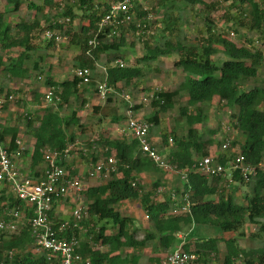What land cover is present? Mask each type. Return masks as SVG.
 <instances>
[{
  "label": "trees",
  "instance_id": "16d2710c",
  "mask_svg": "<svg viewBox=\"0 0 264 264\" xmlns=\"http://www.w3.org/2000/svg\"><path fill=\"white\" fill-rule=\"evenodd\" d=\"M118 1V0H116ZM157 8H163L165 14L154 19L158 31L143 39L147 54L135 66L120 67L112 65L115 59L108 58L107 82L112 88L105 99V104H93L91 111L99 118L95 124L101 130V123L110 120L121 123L127 119V111L139 108L136 103L131 104V94L125 98L129 102L124 113L120 112L117 98L123 91V85L139 84L145 77V69L141 63H150L158 58L170 60L178 74L171 87L159 88L153 92L151 104L153 112L147 116L152 127L159 124L161 114L178 107L180 116L188 124L186 134H175V144L178 149L167 156L168 163L175 171L182 173L186 180L184 191L177 189L171 196H163L159 191L160 181L153 184V189L145 191L142 184V175L145 172L157 171L160 167L147 155L143 154L138 140L132 135L121 134L118 138L107 136V132L100 131L97 140L82 143L80 155L83 158L98 162L96 152L89 149L94 143L115 150L117 160L116 171L104 182L89 186L82 193L84 206L89 218L81 221V227L65 232V236L72 237L83 232L87 238L81 241L79 252L82 255L81 264H161L165 253L179 246L193 243L194 249L200 255L202 264H208L212 254L219 251L220 239L199 237L194 242H185L181 234H193L194 230L202 227L219 229L223 234H235L223 238L227 246L224 264H264V83L262 86L247 85L253 79L257 82L260 68L264 63V52L256 46L253 40L239 45L228 36L216 31L215 20L206 18V33L198 43L188 40L182 31V20L177 10L171 7L176 2L180 7H195L202 5L211 13L224 10V4L230 2L232 9L224 10V16L229 21L234 20L237 27L258 32L264 38V2L258 0H157ZM130 12L133 18L130 22L121 24L118 35L109 39L107 34L112 27L100 28L103 17L110 11L112 3L109 0H1L0 1V76L11 78L27 77L33 74L40 79L43 75L41 61H32L33 68L28 62L38 53L41 40L40 34L54 31L57 26L62 29L64 24L78 27L73 28L70 45L80 47L75 56L74 67H88L92 71L103 56L111 52L124 51L133 43L128 42L129 33H139L145 36L150 28V19L156 14L157 8L151 5L149 9L142 0H131ZM23 7L33 10L32 16L20 15ZM236 9L238 13L234 10ZM174 11V12H173ZM17 18V19H16ZM19 19V20H18ZM87 20L88 23H84ZM43 21L46 25H43ZM160 23V24H159ZM77 26V24H75ZM56 32V31H55ZM62 36V32L58 31ZM98 39L99 44L91 47V39ZM156 40V41H155ZM41 42V41H40ZM68 42V43H69ZM55 41H46V45H55ZM16 53V54H15ZM15 54V55H14ZM120 57H123L120 55ZM174 72V73H175ZM37 79V80H38ZM47 87L53 89L60 101L51 102L57 106H47L44 113H30L24 115L26 126L30 134L35 137L34 148L31 153L33 166L44 164L45 151H58L59 164L71 175H78L79 170L73 165L71 150L68 155L64 152L75 145L83 129L94 130L95 124L84 127L80 123L78 109L72 113L62 114L61 110L71 105L72 99L78 93L79 79H68L63 82L55 81L46 76ZM261 79V78H260ZM262 80V79H261ZM92 78V84L94 83ZM178 81V82H177ZM177 82V83H176ZM264 82V81H263ZM90 85V84H89ZM176 85V86H175ZM3 84L0 89L3 91ZM140 88V87H138ZM8 91L0 109L9 106L12 94ZM97 92V90L95 91ZM36 101L41 102V94L34 90ZM125 95V94H124ZM218 100L224 108L233 110L232 122L243 141L231 140L232 146H239L240 151L230 156L236 157L239 153L245 156L246 162L258 168V172L247 182L240 171H234L233 179L224 176L208 178L199 173L197 168L200 159L197 154H206L207 145L213 143L212 138L205 139L200 133L198 125L207 119L205 105ZM12 102V101H11ZM18 102V101H17ZM15 103V102H14ZM19 103V102H18ZM56 108V110H55ZM82 128V129H81ZM81 130V132L78 131ZM203 136V137H202ZM0 137L8 145L10 153H17L20 149L18 140L21 139L20 126L0 128ZM90 141V140H89ZM168 136L163 138L167 143ZM240 143V144H239ZM156 145V144H155ZM157 146V145H156ZM88 149L85 154L84 149ZM92 148V147H91ZM106 154L110 152L106 151ZM207 156V154L205 155ZM221 162L226 163L227 157L221 156ZM248 184L250 192L245 195L242 205L236 204V194L227 193L231 184ZM187 196V197H186ZM187 198V200H186ZM139 202L149 219L143 228L140 219L122 210V206L129 202ZM189 201L190 212L174 213L176 207H181ZM0 220H11V216L3 213L4 210L17 209L23 212V223L16 232L0 230V262L13 264H52L46 252L38 251L32 236L29 224L33 213L29 206L8 193L3 187L0 195ZM251 224L254 230L250 238L259 243L251 248H243L238 240L246 236V225ZM89 230L85 232L84 227ZM144 231L143 238L137 233ZM82 231V232H81ZM91 237V238H90ZM205 239V240H203ZM203 240V241H202ZM99 247H96L95 245ZM149 251V252H147ZM147 257V263L141 260ZM54 260H58L55 258Z\"/></svg>",
  "mask_w": 264,
  "mask_h": 264
},
{
  "label": "rangeland",
  "instance_id": "374dc122",
  "mask_svg": "<svg viewBox=\"0 0 264 264\" xmlns=\"http://www.w3.org/2000/svg\"><path fill=\"white\" fill-rule=\"evenodd\" d=\"M1 1V0H0ZM213 1V0H209ZM260 2H264V0H258ZM109 2L113 3L116 2V0H109ZM143 3H145V6H148V8H151V5H154L155 8L159 7L160 4L163 3V1L159 2L157 0H142ZM264 4V3H263ZM173 10L176 9L178 14L181 16L182 20V31L186 34L187 38L191 42L198 43L200 37L206 33V18L211 16L215 20V26H216V31L218 33H222L223 35L228 36L230 39L234 40L237 42L239 45L247 44L248 40H253L256 46L261 48L264 52V38L260 36L258 32H253L247 29H243L242 27H237L234 24L233 21H228L225 16H224V10H230L232 9L230 7V2L224 4V10L220 9L216 12L211 13L208 9L203 7L202 5H198L195 7H180L178 5V2H176L174 5H172ZM156 14H153L152 18L150 19V24H149V29L145 32V36H142L139 33H129V44L133 43V46H128L124 49L128 50V53L126 54L124 51L120 52H111L110 55H107L106 57L103 56V59L98 62L101 66L107 67L109 64L108 58L111 57V59H115L114 56L117 55L119 59H122L125 62L126 66H135L139 64L141 61V58L147 54V50L144 45L143 39L149 38L150 34H153L154 32L156 33L159 29V25L157 26V23H155L154 19L158 16H163L166 12L163 8H157ZM237 13L238 11L234 9ZM34 11L30 10L27 7H23L20 11V15H24L25 17L32 16ZM165 12V13H164ZM174 12V11H173ZM17 19V18H16ZM84 23H88L87 20H83ZM77 24V26L75 25ZM160 24V23H159ZM43 25L45 26L46 23L43 21ZM78 22L74 23L73 26H70L69 24H64L63 28L60 29L58 26L54 28V30L61 31L63 34V37L66 39L58 46L59 51L55 52H50L48 53L45 50L52 51L54 47L50 46L49 48L46 47V39L43 37L42 34H40L41 40H37L39 47L38 53H35L34 59H37V57L40 54L44 55V59L41 61L42 67L41 70H43V75L42 79L36 78L37 75H32V76H27V77H19V78H11L8 76H0V83L3 84V91L0 89V103L1 101L5 100V95L7 94L8 91H11L10 93L14 96V100L16 103L13 105V103H9V106L0 109V118L5 119L8 122V126L11 125H17L21 126L24 129L23 134L26 131V120L24 118L25 113L27 112H32L34 113L38 108H43V103L42 104H36L30 102L31 96H35L32 94L33 92H30L29 90L33 88V90H37L40 92L41 95L45 96V94L48 92L46 90L45 86V77L49 76L51 73V70L53 71L54 75H57L54 79L56 81L63 82L68 79H74L76 78L75 76V71H74V57L76 54L80 52V47L77 45L71 46L70 45V37H71V32L73 28H77ZM71 30V32H70ZM109 39H114V38H109ZM41 41V42H40ZM156 41V40H155ZM69 42V43H68ZM57 46L55 45V49ZM42 50L43 52H41ZM16 54V53H15ZM14 54V55H15ZM123 56V57H120ZM177 58V55H174ZM174 59H164V58H158L154 61H149L150 63H141L140 66H145V77L141 80L139 84H131V86L128 85H123L121 89L123 90L120 94L119 97L117 98L119 105L121 106L120 108L123 110L126 109V105H129V102L125 98L128 94H131L132 96V101L134 104L136 103L139 108L134 109L135 112L134 114L136 116L142 117L144 119H147V116L152 114L153 112V107L151 104V98L153 92H156L157 89L163 87V88H168L171 87L174 83V80L178 79V74L175 72V67L172 65L170 60ZM40 60V59H39ZM107 63V64H105ZM31 68V65H29ZM97 71L99 69L101 71L98 72V76H96V82L102 80L103 76L105 74L104 70L97 66ZM103 70V71H102ZM175 72V73H174ZM95 73V71H94ZM97 75V74H96ZM262 80H261V79ZM38 79V80H37ZM39 81V82H38ZM254 80L252 79L250 83L247 85H258L262 86L263 81H264V63L262 64L260 68V73L257 82H253ZM178 82V81H177ZM176 82V83H177ZM40 84L43 88H40L38 85ZM176 86V85H175ZM140 87V88H138ZM40 88V89H39ZM48 89V88H47ZM46 90V91H45ZM125 94V97H124ZM17 99H21L20 102L24 101L26 104H20V102H17ZM40 103V102H39ZM48 104V102H47ZM49 105L52 106H57L56 104L49 103ZM38 106V107H37ZM89 110V107H88ZM84 108L83 111L80 112L81 114V120L80 123L84 126L87 127L88 125L84 124V120L87 121V124H95V119L93 118V115L90 114L91 111L88 112ZM70 108L66 107L63 113H69ZM70 114V113H69ZM205 114L207 116V119L205 122L201 125H198V129L201 134H203L205 139L212 138L213 143L211 145H207V156H212L216 157L218 154L221 155L223 154V145L227 142V137L230 138L231 140H239L240 142L243 141L242 135L239 133V131L236 129L232 122V117L231 115L233 114V110L224 108L223 105L219 103V101L216 99L215 101L211 102L208 105H205ZM126 122V121H125ZM113 123V122H112ZM124 124V123H123ZM125 125V124H124ZM124 125H122L124 127ZM226 125H230L231 129L229 132L225 131ZM122 126H118V124L115 127H108L109 133H112L114 136L117 137L120 136L121 133V128ZM120 127V128H118ZM188 124L185 118H182L180 116L178 107L169 110L168 112H164L161 114V121L159 124L151 127V132H150V137L151 140L154 144L157 145L158 150L160 153L167 158V156L176 151L178 149V146L175 144V134H186L188 132ZM96 129L94 130H87L83 129L85 133H80L78 136V140L76 144L73 146V153L71 154V159L73 160V165L79 170L78 175L74 176H81L83 179L82 181L85 183L86 188L89 186H94L96 184L104 182L103 179H96L93 178L89 180L87 178V173H88V167H91V159L90 157L88 158H83V155H80V150H82V143L85 144L87 147L90 139L94 138V142L97 140L95 138L100 135V131L106 133L107 130H99L97 126H95ZM82 129V128H81ZM79 132H81L80 129H78ZM28 133V132H27ZM30 134V133H28ZM26 134V135H28ZM168 136V141L167 143L163 142V138ZM202 136V137H203ZM90 138V139H89ZM173 139L172 142L170 139ZM240 144V143H239ZM92 147V148H91ZM106 148L98 143H94L93 146H89V149L95 150L94 152L98 156L97 161H102L104 159H108V157L111 154H106ZM240 151V147L237 146H232L230 147V150L227 151V153L232 156L233 154L235 155ZM92 153V151L90 152ZM205 154V155H206ZM204 154H197L196 158L201 159L205 156ZM97 162H95L96 164ZM83 164V166L81 165ZM182 173L175 171L173 169L167 170L160 168L157 171H149L145 172L142 175V184L144 187L145 191L152 190L153 189V184L157 181H160V186L159 188L162 190L164 193L163 196H158L164 197V196H171L175 190L180 189L184 191L186 189V180L185 178L181 175ZM102 180V181H101ZM5 188H8V186H3ZM3 187H0V191L2 192ZM165 191V192H164ZM10 192V191H9ZM227 193H235L236 194V204L242 205L245 202V195L250 192V187L248 184L241 185L239 183L237 184H231L227 187L226 190ZM11 193V192H10ZM67 197H70L69 200L64 201V208H67L69 210V213H63L62 216L65 218L59 219V222L65 221V220H71L72 219V212L76 208H81L84 205V195L82 194L81 196L77 195H69ZM65 197V198H67ZM122 210L124 212H127L128 214L136 216V218L140 219L141 224L139 226L143 228L147 227L145 226L148 223V218L146 217L145 213L143 212L140 203L135 201V202H129L126 203L122 206ZM89 218V217H86ZM138 231L137 237L139 239L143 238L144 236V231L143 230ZM85 232L89 230L88 226L84 227ZM254 230V227L251 224L246 225V236L241 237L238 242L240 246L243 248H251L259 245L258 242L250 238V233ZM195 233L193 234H182L183 240L185 242H194L196 238L199 237H205V238H212V237H219L220 239V244H219V251L216 254H212L211 257L208 259V264H224L225 262V255L227 253V246L223 238L227 239L229 237L234 236L235 234H223L219 229L217 228H212L210 229L209 227H202L201 229H196L194 230ZM82 232V231H81ZM86 236L82 234L80 235V240L84 241L86 240ZM91 238V237H90ZM205 240V239H203ZM202 240V241H203ZM96 247H99L97 244L95 245ZM195 247L192 244L186 246L185 249L187 250H193ZM149 252V251H147ZM143 263H147V257L145 259L141 260ZM237 264H240L238 261Z\"/></svg>",
  "mask_w": 264,
  "mask_h": 264
},
{
  "label": "built area",
  "instance_id": "2783aa9c",
  "mask_svg": "<svg viewBox=\"0 0 264 264\" xmlns=\"http://www.w3.org/2000/svg\"><path fill=\"white\" fill-rule=\"evenodd\" d=\"M131 6V0H118L112 3L110 11L103 17L100 24L101 29L113 28L107 34L108 38L116 37L118 35L117 28L121 24L132 20ZM45 36L49 40H54L57 44H61L66 39L60 33L51 30L46 31ZM98 44L99 40L96 38L91 39L89 42L91 47H96ZM116 63L120 67H125L123 60H118ZM75 76L79 79L80 84L89 85L92 82L93 71L88 67H77ZM97 90L103 98H106L113 91L106 80L98 84ZM55 99L60 101V96H57L53 89L49 90L46 94V100L53 102ZM127 99L130 100V96H127ZM127 115V121L124 127L122 126L121 133L135 137L143 154L150 157L160 168L174 170L168 163L167 158L160 153L151 140L152 124L148 120L136 116L132 109L127 111ZM172 140L171 138L170 141L172 142ZM17 142L21 145L19 140ZM73 146H69L64 153L68 155ZM230 147L231 142L227 140L223 145V150L229 151ZM106 151L111 154L108 159L98 161L96 164L93 163L88 169L87 174L90 179L109 178L116 171L115 150L107 147ZM17 154L20 155L21 150H18ZM44 156L46 165L41 175L38 177L25 176L14 162V153H10L8 145L0 137V187L8 186L7 190L10 195L15 196L29 206V211L33 213L29 224L38 251L46 252L48 260L52 264H81L80 238L77 236L67 237L64 234L69 230L82 228L80 223L85 217H89L88 213L82 208H76L72 213V219L62 222L56 220L53 213L56 201L72 194L81 196L86 189V185L81 176L71 175L67 169L59 164L60 153L58 151L47 149ZM227 158V162L222 163L219 155L216 157L204 156L200 159L197 171L208 178L221 175L232 180L234 171L238 170L247 182L258 172V168L248 164L245 156L241 153L234 158L230 156ZM260 167L264 170V164ZM186 212H190L189 201L174 209L176 214ZM3 213L10 215L11 220L1 219L0 230L16 232L20 224L23 223V212L13 209L11 211L4 210ZM55 258L58 260H54ZM0 264L13 263L1 261ZM162 264H202V262L197 252L187 250L181 245L170 251ZM240 264L242 263L240 262Z\"/></svg>",
  "mask_w": 264,
  "mask_h": 264
},
{
  "label": "crops",
  "instance_id": "0c3cea01",
  "mask_svg": "<svg viewBox=\"0 0 264 264\" xmlns=\"http://www.w3.org/2000/svg\"><path fill=\"white\" fill-rule=\"evenodd\" d=\"M19 20V19H18ZM54 31H56V30H54ZM46 33V32H45ZM45 33L43 34V37L47 40V41H49V39H47L46 38V36H45ZM52 41V40H51ZM62 44V43H61ZM55 45L57 46V48L55 49ZM55 45H50L51 47L53 46L54 47V49L52 50V51H49V50H45V51H47L48 53H50V52H55V51H59V48H58V46L60 45V44H57V43H55ZM50 46H47L46 45V47L47 48H49ZM50 47V48H51ZM41 52H43L42 50H40ZM40 55H43V54H40ZM77 55V54H76ZM43 57H44V55H43ZM74 59H75V57H74ZM35 60H39V56L37 57V59H32L31 60V62H28V66L29 65H31V67L33 68V64H32V61H35ZM43 60V59H42ZM42 60H40V61H42ZM118 60H122V59H118ZM118 60H116V61H114V63H112V65H117V61ZM74 62V61H73ZM106 64V63H105ZM97 66H99V67H101L103 70H104V72H105V74H104V76H103V79L102 80H100V81H98L97 83H95L97 80H96V76H98V72L99 71H101L100 69H99V71H97L98 69H97ZM97 66H96V68L95 69H93V78H94V83L92 84H90V85H83V84H79L78 85V93L76 94V96L72 99V103H71V105H67V106H65L62 110H61V113L62 114H65V113H63V111L65 110V108L66 107H69L70 108V112L69 113H72V111L74 110V109H76V108H79L78 110V116H79V118H80V121H82L81 120V114H80V112L81 111H83L84 110V108L86 109V111L88 110V107H89V110H88V112L89 111H91V106L93 105V104H100V105H104L105 104V99L106 98H103L101 95H100V93L98 92V90H97V86H98V84L99 83H101V82H103V81H105V80H107V78H108V74H107V67H104L103 68V66H101L100 64H98L97 63ZM126 66V65H125ZM41 67H42V64H41ZM77 67H75L74 68V71H75V69H76ZM102 70V71H103ZM94 71H95V73H94ZM97 74V75H96ZM35 75V74H34ZM49 76H51L53 79L57 76V75H54V73H53V71L51 70V73L49 74ZM46 78V77H45ZM40 79H42V78H40ZM55 80V79H54ZM56 81V80H55ZM39 82V81H38ZM39 86H40V88H42V86L40 85V84H38ZM45 86H47L46 85V81H45ZM39 88V89H40ZM48 88V89H47ZM42 90H43V88H42ZM46 90H50V88L49 87H46ZM45 90V91H46ZM97 90V92H95ZM30 92H33L34 90H33V88L32 89H30L29 90ZM114 92V91H113ZM40 93V92H39ZM48 93V92H47ZM46 93V94H47ZM33 94V93H32ZM46 94H45V96H43V95H41V102L39 103L38 101H36V95L33 97V96H31V99H30V102H32V104L33 103H36V104H42L43 103V107L45 108V107H47V106H52V105H49V103H51V102H48L47 100H46ZM15 98H14V96L12 95L11 97H10V102L11 103H13V105L16 103V101L14 100ZM20 100L21 99H17V101L18 102H20ZM1 102H4V100L3 101H1ZM15 102V103H14ZM47 102H48V104H47ZM131 104H134V102L132 101V98H131ZM2 104V103H1ZM20 104H26V102H24V101H22V102H20ZM1 107V106H0ZM38 107V106H37ZM44 109L43 108H38L35 112L36 113H44V111H43ZM55 110H56V108H55ZM120 112L121 113H124V109L122 110V109H120ZM134 112H135V110H134ZM68 113V114H69ZM90 114L91 115H93V112L91 111L90 112ZM139 117V116H138ZM93 118L95 119V123L97 122V120H98V118H99V116L98 115H93ZM125 121H127V119L126 120H124V121H121V123H112L110 120H104V122L103 123H101V128L103 129V130H107V136H109V137H111V138H118L119 136H117V137H113L114 135L112 134V133H109L108 132V130H109V128L108 127H110V128H112V127H115L117 124H118V126H122V125H124L126 122ZM8 122L9 121H7V120H5V119H1L0 118V128H2V127H8ZM84 122V124L85 125H88L87 124V121L86 120H84L83 121ZM82 123V122H81ZM124 123V124H123ZM96 126L97 125H99V124H95ZM11 126H15V124L14 125H11ZM27 129H26V131H25V133L23 134V127H21L20 126V133H21V139L19 140L20 142H21V146H20V149L19 150H21V154L20 155H18L17 153H15L14 154V162H15V164H16V166L19 168V170H20V172H22V174H24L25 176H34V177H38L39 175H41V173L43 172V170H44V164H41L40 166L39 165H37V166H33L32 164H31V153H32V150H33V148H34V144H35V137L32 135V134H28V133H30V131H29V129H28V127H26ZM118 128H120V127H118ZM231 129V126L230 125H226V128H225V131L226 132H229V130ZM28 132V133H27ZM26 134H28V135H26ZM182 134H184V133H182ZM182 134H180V135H182ZM98 138V137H97ZM97 138H95V139H97ZM90 139V138H89ZM93 141L94 140V138H92V139H90V141ZM227 140H230V142H231V139L230 138H228L227 137ZM155 145V144H154ZM156 146V145H155ZM157 147V146H156ZM94 150V149H93ZM93 150H92V152H93ZM84 152H85V154H87L86 152H88V149L86 148V149H84ZM222 152H223V154H221V156H226V157H228V156H230L228 153H227V151H224V150H222ZM219 155V154H218ZM217 155V156H218ZM82 166H83V164H81ZM91 165H93V163H91ZM90 165V166H91ZM90 167H88V169H89ZM87 178H89L88 177V174H87ZM101 179H103V178H101ZM105 179H108V178H104V180ZM89 180H91L90 178H89ZM99 180V179H98ZM102 181V180H101ZM97 185V184H96ZM159 191H162L160 188H159ZM165 192V191H164ZM162 194H164L163 192H161ZM0 195H2V192L0 191ZM70 199V197H67V198H61V199H59L58 201H56L55 202V204H54V213H53V215H54V218L56 219V220H59V219H62V218H65V217H63L62 216V214L64 213H69L68 211L69 210H67V208H64V201H67V200H69ZM73 213V212H72ZM178 214V213H177ZM188 235V234H187ZM180 238H183V236H182V234L180 235ZM183 243H185V241H183ZM169 252H167V253H165V257L167 256V254H168ZM163 260H164V258H163ZM162 260V261H163ZM162 264V263H161Z\"/></svg>",
  "mask_w": 264,
  "mask_h": 264
}]
</instances>
